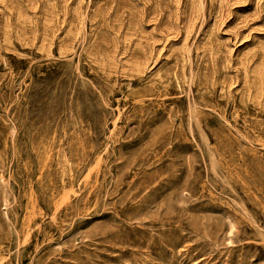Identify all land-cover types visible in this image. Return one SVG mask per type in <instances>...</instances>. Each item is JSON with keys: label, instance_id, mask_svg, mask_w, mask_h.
I'll use <instances>...</instances> for the list:
<instances>
[{"label": "rangeland", "instance_id": "rangeland-1", "mask_svg": "<svg viewBox=\"0 0 264 264\" xmlns=\"http://www.w3.org/2000/svg\"><path fill=\"white\" fill-rule=\"evenodd\" d=\"M0 264H264V0H0Z\"/></svg>", "mask_w": 264, "mask_h": 264}, {"label": "bare ground", "instance_id": "bare-ground-1", "mask_svg": "<svg viewBox=\"0 0 264 264\" xmlns=\"http://www.w3.org/2000/svg\"><path fill=\"white\" fill-rule=\"evenodd\" d=\"M138 47V46H137Z\"/></svg>", "mask_w": 264, "mask_h": 264}]
</instances>
